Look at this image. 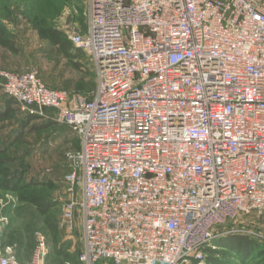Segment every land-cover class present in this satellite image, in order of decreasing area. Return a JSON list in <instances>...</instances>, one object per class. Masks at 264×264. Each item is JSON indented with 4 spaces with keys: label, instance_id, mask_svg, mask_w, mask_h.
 <instances>
[{
    "label": "built area",
    "instance_id": "2783aa9c",
    "mask_svg": "<svg viewBox=\"0 0 264 264\" xmlns=\"http://www.w3.org/2000/svg\"><path fill=\"white\" fill-rule=\"evenodd\" d=\"M89 99L0 70L19 108L69 128L57 227H78V264H204L264 211V0H84ZM36 232L27 264H50ZM11 247L0 264H20ZM67 260L63 264H71Z\"/></svg>",
    "mask_w": 264,
    "mask_h": 264
},
{
    "label": "rangeland",
    "instance_id": "374dc122",
    "mask_svg": "<svg viewBox=\"0 0 264 264\" xmlns=\"http://www.w3.org/2000/svg\"><path fill=\"white\" fill-rule=\"evenodd\" d=\"M85 20L84 0H0V37L1 30H4L7 33L5 38L11 40L16 49L13 52L0 46V70L20 74L34 70L44 84L64 88L75 96L89 99L96 81L88 58H80L76 61L79 67H76L74 61L58 52L35 29L39 26L43 33L48 29L59 30L68 39V34L85 29ZM6 98L0 85V109ZM42 113L35 115L17 107L14 116L2 123L0 132V146H5L6 149L1 156L4 161L2 166L12 170L18 169L22 163L27 166V171L23 174L25 184L19 190L10 192L0 189V220H4L5 226L0 235V253H5L6 248L11 247L20 264L30 261L36 232L42 233L47 240V263L65 262V257L54 253L55 245L74 255L81 247L78 227L70 236L57 227L59 209L66 199L64 174L68 170V162L65 155L78 147L77 138L69 128L55 120L52 110L46 109ZM27 114L36 117L28 123ZM32 126L41 130L30 131ZM21 129L23 134L17 142ZM9 142L12 143L6 146ZM1 179L0 176V181ZM26 181L35 183L26 185ZM32 195L55 203L49 216L41 215L29 202L28 197ZM46 221L54 223L55 229H48ZM235 221L236 224L229 222L228 228L245 226L264 234V211L240 215ZM230 234L233 233L224 234L222 238ZM256 241L264 247V238ZM232 252L231 256L234 254ZM236 260L238 259H232L230 264H236ZM70 261L71 264H76L73 260ZM221 261L219 264H225ZM246 264H264V261L255 254Z\"/></svg>",
    "mask_w": 264,
    "mask_h": 264
},
{
    "label": "trees",
    "instance_id": "16d2710c",
    "mask_svg": "<svg viewBox=\"0 0 264 264\" xmlns=\"http://www.w3.org/2000/svg\"><path fill=\"white\" fill-rule=\"evenodd\" d=\"M35 29L37 30V33L40 35L41 38L48 40L52 45L56 47V50L60 52L62 55H64L68 60L74 61L75 66L79 67L77 62L80 58L87 56L82 52L80 49L73 47L72 43L65 38V35L63 32L55 29H48L43 33V30L41 27L36 26ZM7 33L4 30H1V37H0V46L3 48H7L10 51L16 52V49L14 48V45L11 40L8 38H5V35ZM16 102L11 98L8 97L4 100L3 107L0 109V132L2 129V123L11 119L15 114V108H17ZM37 115V114H35ZM35 115H29L27 114V122L29 123L36 117ZM23 126V125H22ZM26 127V126H25ZM23 127V128H25ZM38 131L41 130L37 126H32L30 128V131ZM20 135L18 134V138L16 139L17 142L20 141V138L23 134V129L19 130ZM78 142V139H77ZM12 142H9L6 144L8 146ZM78 144V143H77ZM78 148V147H76ZM5 146H0V176L2 177L0 181V189H3L4 191H10L15 192L20 189L21 185L23 186L25 184V180L23 177V174L27 171L26 164L22 163L21 166H19L18 169H10L7 166H2L4 161L2 160L1 156L5 153ZM27 182V181H26ZM34 181H29L26 183V185H33ZM25 185V186H26ZM28 200L30 203H32L37 211L41 215L49 216L51 213L52 208L54 207L53 202L51 201H45L40 196H29ZM48 220V218H47ZM46 226L48 229L54 230L55 224L51 223L49 221H46ZM216 248L215 249H208L206 260L204 264H219L222 263L221 260H223L225 264H230L232 259L235 258L236 264H246V262L251 259L255 254L259 255L263 261H264V247H262L256 239L243 235V234H230L225 236L224 238L220 237V239L216 240ZM233 251V252H232ZM232 252V256H231ZM54 253L59 256L65 257L66 260H73L77 263L76 255L75 253L71 254L68 251H63L62 248L58 247V245L54 246ZM220 257L221 260H220ZM70 258V259H69ZM231 258V259H230ZM47 261V258H46ZM228 261V262H225Z\"/></svg>",
    "mask_w": 264,
    "mask_h": 264
},
{
    "label": "crops",
    "instance_id": "0c3cea01",
    "mask_svg": "<svg viewBox=\"0 0 264 264\" xmlns=\"http://www.w3.org/2000/svg\"><path fill=\"white\" fill-rule=\"evenodd\" d=\"M4 220H0V235L2 234L1 232L3 231V229H4V222H3Z\"/></svg>",
    "mask_w": 264,
    "mask_h": 264
}]
</instances>
